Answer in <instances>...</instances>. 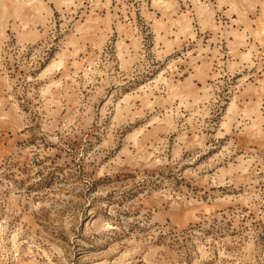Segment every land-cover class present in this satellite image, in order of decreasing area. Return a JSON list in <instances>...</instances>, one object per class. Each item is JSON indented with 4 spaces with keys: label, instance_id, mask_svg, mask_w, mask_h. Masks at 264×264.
<instances>
[{
    "label": "rangeland",
    "instance_id": "rangeland-1",
    "mask_svg": "<svg viewBox=\"0 0 264 264\" xmlns=\"http://www.w3.org/2000/svg\"><path fill=\"white\" fill-rule=\"evenodd\" d=\"M0 264H264V0H0Z\"/></svg>",
    "mask_w": 264,
    "mask_h": 264
}]
</instances>
